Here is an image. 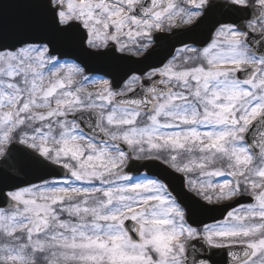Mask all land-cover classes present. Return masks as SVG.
Here are the masks:
<instances>
[{
    "label": "snow or ice",
    "instance_id": "6c2138e0",
    "mask_svg": "<svg viewBox=\"0 0 264 264\" xmlns=\"http://www.w3.org/2000/svg\"><path fill=\"white\" fill-rule=\"evenodd\" d=\"M12 2L0 264H264V0Z\"/></svg>",
    "mask_w": 264,
    "mask_h": 264
},
{
    "label": "water",
    "instance_id": "95a60500",
    "mask_svg": "<svg viewBox=\"0 0 264 264\" xmlns=\"http://www.w3.org/2000/svg\"><path fill=\"white\" fill-rule=\"evenodd\" d=\"M0 6H3L9 15L13 14L16 11V5L12 2V0H0ZM189 27H191V26H189ZM184 29H180V30H184ZM187 43H191V41H187ZM176 47L179 48L180 45L177 44ZM141 163H149V162L148 161H142ZM141 170L145 171V172L148 171L147 168H144ZM216 215H217V218H219V214L217 213Z\"/></svg>",
    "mask_w": 264,
    "mask_h": 264
}]
</instances>
